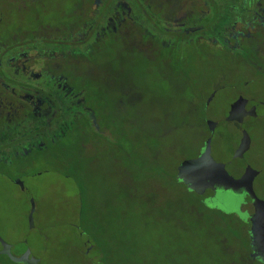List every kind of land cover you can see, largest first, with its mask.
I'll return each mask as SVG.
<instances>
[{
    "label": "rangeland",
    "instance_id": "obj_1",
    "mask_svg": "<svg viewBox=\"0 0 264 264\" xmlns=\"http://www.w3.org/2000/svg\"><path fill=\"white\" fill-rule=\"evenodd\" d=\"M17 1L22 0H0V37L15 33L17 42L31 44H43L34 30L60 25L64 12L74 14V5L84 6L80 0H36L20 8ZM127 2L143 30L167 44L159 15L136 0ZM224 3L218 22L225 21ZM111 11V1L97 10L100 27ZM195 39L186 37L177 49L190 70L187 77L244 76L243 69L230 68L224 53L202 49ZM129 45L118 39L113 51L98 54L85 68L86 82L104 97L105 120L112 122L113 139L122 150L107 145L110 136L104 142L89 140L86 150L67 156L78 159L79 167L54 171L41 165L37 176L23 181L26 194L0 177V250L7 248L18 258L29 253L39 264H239L231 247L221 245L227 236L195 212L196 197L174 178L177 163L193 155L199 139L192 90L182 73L163 70L156 55L148 60ZM7 75L2 67L0 76ZM233 201L228 197L226 202ZM8 258L0 254V264H25Z\"/></svg>",
    "mask_w": 264,
    "mask_h": 264
},
{
    "label": "flooded vegetation",
    "instance_id": "obj_2",
    "mask_svg": "<svg viewBox=\"0 0 264 264\" xmlns=\"http://www.w3.org/2000/svg\"><path fill=\"white\" fill-rule=\"evenodd\" d=\"M34 1L17 2L25 8ZM80 1L83 8L74 5V14L63 13L65 22L32 32L43 44L17 42L15 33L0 37V69H8L6 78L0 76V177L26 194L23 181L37 176L41 165L54 171L63 165L59 150L67 155L84 151L89 140L104 142L108 136L112 142L107 145L119 147L112 122L105 120L104 97L86 82L85 68L122 39L148 60L156 55L163 70L183 74L200 116L194 127L199 139L193 155L177 163L174 178L196 197L195 212L216 222L227 236L221 245L231 247L239 264H264V0H223V22H218L223 1L136 0L159 15V32L170 38L167 44L143 30L127 0ZM110 1L112 11L102 28L97 10ZM191 36L198 47L224 53L230 68L243 69L244 76L206 81L187 77L190 70L177 49ZM67 137L70 144L63 143ZM206 152L233 179L244 177V186L233 189L212 182L198 193L177 178L183 162ZM216 173L215 167L213 177ZM228 197L234 199L231 204Z\"/></svg>",
    "mask_w": 264,
    "mask_h": 264
},
{
    "label": "water",
    "instance_id": "obj_3",
    "mask_svg": "<svg viewBox=\"0 0 264 264\" xmlns=\"http://www.w3.org/2000/svg\"><path fill=\"white\" fill-rule=\"evenodd\" d=\"M233 118V116H231ZM244 150V149H243ZM216 167V176L213 177V170ZM177 178L183 181L190 189L200 193L203 186H209V184L216 183L225 186L226 188L238 189L244 186V177L238 180L233 179L227 174L222 165L216 164L208 152H206L201 158L196 160H187L182 163L178 168ZM35 206L30 213L29 221L31 226L33 225V213ZM253 234L255 240L259 239L258 227L254 228ZM1 255L9 256L13 261L26 263V264H39L37 259H32L29 253L24 254L21 257H15L11 254L10 250L5 248L0 250Z\"/></svg>",
    "mask_w": 264,
    "mask_h": 264
},
{
    "label": "trees",
    "instance_id": "obj_4",
    "mask_svg": "<svg viewBox=\"0 0 264 264\" xmlns=\"http://www.w3.org/2000/svg\"><path fill=\"white\" fill-rule=\"evenodd\" d=\"M67 154L66 153H61V150H59V152H58V158L62 161L60 164H63V165H60V166H58L57 168H58V171L59 170H62L63 168H65V167H67V166H72V167H79L80 165H79V160L78 159H76V158H74V157H72V158H67ZM67 162V164H65ZM62 167V169H60ZM79 172V171H78ZM78 172H75L74 173V176H75V178L77 179V183H78V185H79V187H80V189H81V191H83L84 192V187L82 186V182L80 181V175H78ZM79 174H80V172H79ZM82 196H83V194H82ZM5 257H7V255H5ZM8 258V257H7ZM9 259V258H8Z\"/></svg>",
    "mask_w": 264,
    "mask_h": 264
}]
</instances>
